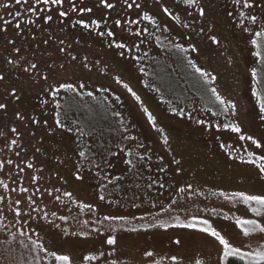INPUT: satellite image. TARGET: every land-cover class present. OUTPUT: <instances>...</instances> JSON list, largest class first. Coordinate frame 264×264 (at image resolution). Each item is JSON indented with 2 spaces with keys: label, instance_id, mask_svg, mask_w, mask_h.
Returning <instances> with one entry per match:
<instances>
[{
  "label": "rangeland",
  "instance_id": "374dc122",
  "mask_svg": "<svg viewBox=\"0 0 264 264\" xmlns=\"http://www.w3.org/2000/svg\"><path fill=\"white\" fill-rule=\"evenodd\" d=\"M108 2L0 0V264H264V0Z\"/></svg>",
  "mask_w": 264,
  "mask_h": 264
},
{
  "label": "snow or ice",
  "instance_id": "6c2138e0",
  "mask_svg": "<svg viewBox=\"0 0 264 264\" xmlns=\"http://www.w3.org/2000/svg\"><path fill=\"white\" fill-rule=\"evenodd\" d=\"M15 2L17 4H20V3H25L27 4L28 3V0H15ZM101 2L107 7V8H113L114 5L112 3H109L108 0H101ZM127 2V0H126ZM135 2V0H133V3ZM186 2L188 3H195V0H186ZM35 3L36 4H43V5H48L49 3L51 4H54V5H62L64 3V0H35ZM133 6L132 3H128L127 4V7L131 8ZM5 7H7V5H5ZM136 7L139 8L140 5L139 4H136ZM30 11L32 12H37V11H43V9H37L35 7H32L29 9ZM77 10V7L75 4H73L72 6V11H76ZM80 11H88V12H91L92 9L91 8H80L79 9ZM165 12L168 11L167 8L164 9ZM204 14V10L203 8L200 9V15H203ZM17 16L20 15L19 12L16 13ZM59 15L61 17H64V16H67L68 15V12L65 10V11H60L59 12ZM145 18L147 19V15L145 16ZM46 19L48 21H51L53 19V17L51 15H48L46 17ZM253 21H255V17H252ZM5 23H8L7 21H5ZM17 27H19V25H17ZM111 35V33H109ZM213 40H215V38H213ZM45 43H47V41H45ZM61 44L64 43V41H60ZM119 47H123V45H119ZM61 51H64L63 48L60 49ZM15 52L19 53L20 52V49L19 48H15ZM73 59H75V57H73ZM8 63L9 64H16L18 63V61H15V60H12V59H9L8 60ZM29 68L30 69H36L37 68V65L35 63H31L29 65ZM25 71H28L29 69L26 68L24 69ZM197 71H200V69H197ZM204 75H207V73H203ZM4 79V76L3 75H0V80H3ZM45 79H47V77H45ZM67 87H72L71 85H67ZM213 93L215 94L216 93V90L215 89H212ZM14 94V93H13ZM217 98L219 99V96H217ZM221 104L225 103L223 100L220 101ZM233 108H235V104L232 105ZM6 108V105L5 104H2L0 103V109H4ZM261 112H264V102L261 103ZM262 119H264V116L261 117ZM236 132H240L241 129L239 127H236L234 129ZM12 131H15V129H12ZM243 139V137H241ZM249 140H252L253 138L251 136L247 137ZM13 143H15V141H13ZM257 146L260 147V145L257 143ZM81 155H83V153H81ZM261 160H264V156H261L260 157ZM9 163H11V161H9ZM130 163V161H129ZM252 163H255V161H252ZM28 167H32L31 164L28 165ZM259 172L261 174H264V164H261L259 166ZM191 187V186H189ZM24 191H27V189H24ZM66 195H70V193H66ZM239 196L243 197L246 201L248 202H251V201H256L259 205L261 206H264V195H245V193H239L238 194ZM3 197H0V200H2ZM17 204L19 203V201L16 202ZM253 212H256V213H259L260 212V209L259 208H253L252 209ZM17 214H19V210L17 209ZM63 219V218H62ZM108 219V218H106ZM195 219V218H194ZM85 223H87V221H85ZM202 223H204L205 225L208 224V221H202ZM238 224H240L242 227H243V232L245 235H249L250 233L252 232H264V226H261L256 220H238L237 221ZM187 227L189 228H194L196 227V225L193 223V224H188L186 225ZM202 231L204 232H210L212 236L214 237H217L220 242L225 246V254L226 255H237L239 254V249H233L232 246L229 244V242L227 240L224 239L223 236L220 235L219 232H217L215 229L213 228H210V227H204L202 229ZM107 243L110 244V245H114L116 243V239L115 237H109V239L107 240ZM176 243H179V241H176ZM146 255H149L151 256L152 253L149 252V253H146ZM260 259H264V253H258ZM53 256L56 260H59V261H64L66 262V264H71V258L67 255H56L55 253H53ZM85 259H90V257H85ZM173 260H176L177 258L176 257H172ZM197 264H200V262H197Z\"/></svg>",
  "mask_w": 264,
  "mask_h": 264
},
{
  "label": "trees",
  "instance_id": "16d2710c",
  "mask_svg": "<svg viewBox=\"0 0 264 264\" xmlns=\"http://www.w3.org/2000/svg\"><path fill=\"white\" fill-rule=\"evenodd\" d=\"M204 77L207 78V76H205V75H204ZM172 79H174L173 82L178 84V85H182V86L184 85V86L188 87L189 84H190L189 80H187L186 76H184V78L183 77L182 78L181 77L177 78L176 76H174ZM157 80H158V84L159 83L162 84V82L159 80V78H157ZM258 81L260 82V84L262 86L261 88H263V83H262L261 78L258 77ZM263 90H264V88H263ZM182 92H183V95H185V96L183 98H181V96L177 93V97L175 99H178L180 101H188V100H196L198 98V100L204 101V102H209L210 99H211L209 94H206L205 96H201V94L199 95L197 92H193L191 90H184ZM260 93H261V96L264 99V91L260 92ZM226 264H244V263H243V260L241 258L231 255V256L228 257Z\"/></svg>",
  "mask_w": 264,
  "mask_h": 264
}]
</instances>
